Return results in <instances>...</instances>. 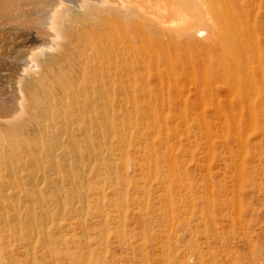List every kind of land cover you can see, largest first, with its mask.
I'll list each match as a JSON object with an SVG mask.
<instances>
[{"label": "rangeland", "instance_id": "rangeland-1", "mask_svg": "<svg viewBox=\"0 0 264 264\" xmlns=\"http://www.w3.org/2000/svg\"><path fill=\"white\" fill-rule=\"evenodd\" d=\"M133 1L132 30L159 48L197 50L198 25L209 49L244 36L264 60V0ZM139 12L158 20L148 26ZM188 94L196 106L186 111L115 114L110 143L73 185L34 168L14 181L21 189L7 176L0 264H264V113L223 114ZM217 95L227 102L223 87Z\"/></svg>", "mask_w": 264, "mask_h": 264}, {"label": "bare ground", "instance_id": "bare-ground-1", "mask_svg": "<svg viewBox=\"0 0 264 264\" xmlns=\"http://www.w3.org/2000/svg\"><path fill=\"white\" fill-rule=\"evenodd\" d=\"M131 1L0 0L1 187L9 176L7 185L21 189L14 181L29 179L30 168L42 180L63 174L73 185L93 171L96 148L110 143L115 114L166 111L175 104L186 111L196 106L191 90L204 109L264 113V60L250 39H226L228 53L225 44L209 49L210 42L198 39L207 30L196 24L188 45L197 50L159 48L132 30L137 15ZM152 17L148 26L158 20ZM153 85L160 100L152 98ZM222 87L223 103L217 100Z\"/></svg>", "mask_w": 264, "mask_h": 264}]
</instances>
